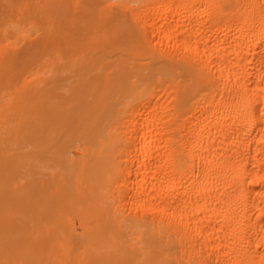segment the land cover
<instances>
[{
	"label": "bare ground",
	"instance_id": "6f19581e",
	"mask_svg": "<svg viewBox=\"0 0 264 264\" xmlns=\"http://www.w3.org/2000/svg\"><path fill=\"white\" fill-rule=\"evenodd\" d=\"M0 264H264V0H0Z\"/></svg>",
	"mask_w": 264,
	"mask_h": 264
}]
</instances>
